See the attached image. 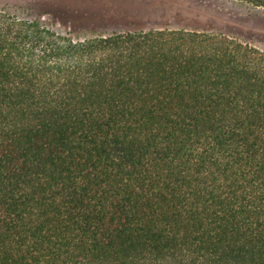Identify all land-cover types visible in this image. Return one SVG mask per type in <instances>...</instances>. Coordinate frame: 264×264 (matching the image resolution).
<instances>
[{
    "label": "trees",
    "instance_id": "16d2710c",
    "mask_svg": "<svg viewBox=\"0 0 264 264\" xmlns=\"http://www.w3.org/2000/svg\"><path fill=\"white\" fill-rule=\"evenodd\" d=\"M48 13L0 7V264H264V48Z\"/></svg>",
    "mask_w": 264,
    "mask_h": 264
},
{
    "label": "rangeland",
    "instance_id": "374dc122",
    "mask_svg": "<svg viewBox=\"0 0 264 264\" xmlns=\"http://www.w3.org/2000/svg\"><path fill=\"white\" fill-rule=\"evenodd\" d=\"M35 2L48 9L46 21L76 38L115 29L199 25L233 33L264 48V8L237 0H0V7Z\"/></svg>",
    "mask_w": 264,
    "mask_h": 264
}]
</instances>
